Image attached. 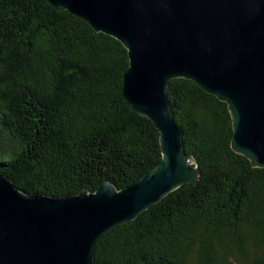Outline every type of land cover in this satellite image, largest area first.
<instances>
[{
    "label": "trees",
    "instance_id": "obj_1",
    "mask_svg": "<svg viewBox=\"0 0 264 264\" xmlns=\"http://www.w3.org/2000/svg\"><path fill=\"white\" fill-rule=\"evenodd\" d=\"M128 50L48 0H0V175L50 197L123 189L162 161L160 132L123 98ZM199 179L99 241L95 264H264V168L231 146L227 103L167 88Z\"/></svg>",
    "mask_w": 264,
    "mask_h": 264
},
{
    "label": "water",
    "instance_id": "obj_2",
    "mask_svg": "<svg viewBox=\"0 0 264 264\" xmlns=\"http://www.w3.org/2000/svg\"><path fill=\"white\" fill-rule=\"evenodd\" d=\"M128 50L123 98L160 132L162 161L131 185L50 197L0 175V264H95L101 238L199 179L167 88L184 78L227 103L232 149L264 168V0H48Z\"/></svg>",
    "mask_w": 264,
    "mask_h": 264
}]
</instances>
